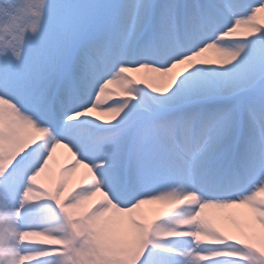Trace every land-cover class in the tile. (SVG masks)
Returning <instances> with one entry per match:
<instances>
[{"label":"snow or ice","instance_id":"6c2138e0","mask_svg":"<svg viewBox=\"0 0 264 264\" xmlns=\"http://www.w3.org/2000/svg\"><path fill=\"white\" fill-rule=\"evenodd\" d=\"M261 12L264 0H0V264H264ZM49 187L58 200L30 195ZM62 204L92 227L78 234Z\"/></svg>","mask_w":264,"mask_h":264},{"label":"bare ground","instance_id":"6f19581e","mask_svg":"<svg viewBox=\"0 0 264 264\" xmlns=\"http://www.w3.org/2000/svg\"><path fill=\"white\" fill-rule=\"evenodd\" d=\"M259 17L264 20V12H261L259 14ZM244 30H245L244 26H241L239 29H237V32L239 33V32H242ZM202 57L205 59H208V60H217V59H219V53L215 49H208L202 54ZM133 73L135 74V72H133ZM143 75H144V73L140 72L139 76H137V77H142ZM109 87L111 89L118 90L117 85H110ZM92 115L94 117L99 118V119L104 120V121L111 119V114L105 113L99 109L94 110ZM58 154L61 155V160L63 161L64 157L67 155V151L64 149H59ZM75 172H77V173L75 174ZM75 172L72 173L71 171H68V172L62 173L58 184L60 185V182L62 180V185H64L67 182L69 177L71 178L72 183H73L74 179H75V182L78 181L81 178L82 174L85 172V170L83 169L82 166H80V167H78V169ZM69 187H71V184L69 185ZM58 194L60 195V192H58ZM30 195L33 197H38L39 195H44V194L42 192H39V191H34ZM76 207H77L76 205H65V210L67 211V214H69L73 218H74V214L79 212V216H78L79 221L80 220L85 221L87 223L86 226H88L89 222L86 219V213H84L83 211H77ZM142 207L146 211H148L149 213H154V212L159 211L162 208L166 207V205H163L160 202H153L150 204H146ZM74 208H76V209L74 210ZM71 212H73L74 214H71ZM205 214L208 215V217L210 219H212L213 222L216 223L221 229L225 224L227 225V222L230 221L229 219H233L232 217H230L227 214L226 210H222V209H212V208L206 209ZM236 219H240V218L236 217ZM90 225H91V222H90L89 226ZM227 226L230 227L229 225H227ZM224 228L229 230L227 227H224ZM34 235H36L38 237L41 236V241L44 242L45 238L42 237V233H36V234H33L32 236H34ZM32 236H31V238H32ZM234 236H238V234L235 233ZM202 239L207 240V238H202ZM8 240H9V242H11L10 236H9ZM107 248L111 249V247H107Z\"/></svg>","mask_w":264,"mask_h":264},{"label":"rangeland","instance_id":"374dc122","mask_svg":"<svg viewBox=\"0 0 264 264\" xmlns=\"http://www.w3.org/2000/svg\"><path fill=\"white\" fill-rule=\"evenodd\" d=\"M261 20H263V19H261ZM264 21V20H263ZM131 75H134V76H139V74L138 73H136L135 72V74H133V73H130ZM77 172H75V174H76ZM73 183H75V179H74V181H73ZM38 198H45V197H42V196H39ZM77 208V207H76ZM76 208H74V210L76 209ZM78 211V210H77ZM230 221H228L227 222V225H229L230 227H228L226 224L223 226V227H227L228 229H230L231 228V231H234L235 232V230H236V224L233 222V219H229ZM86 222H80V226H81V228H82V230L80 231V234H83V232L84 231H88L90 228H88L89 227V223H88V226H86ZM78 226V225H77ZM79 227V226H78ZM46 234V240L44 241V242H50V241H52V240H56V239H60V237H58V236H51L50 238H49V236H48V234L47 233H44V235ZM78 234H79V232H78ZM31 239H38V237H35V236H33ZM33 241H38V242H41L40 240H33ZM113 251L114 250H112V251H110V253H109V249L108 248H103L102 250H101V255H110V254H112L113 253ZM121 251H122V249H121ZM83 264H100V260H99V257H97V259L95 260V261H92V260H88L87 258H85L84 259V261H83Z\"/></svg>","mask_w":264,"mask_h":264}]
</instances>
